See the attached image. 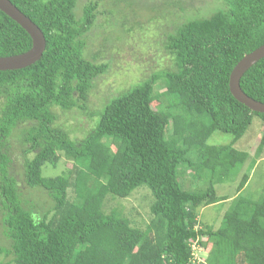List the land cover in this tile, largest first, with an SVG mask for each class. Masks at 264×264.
Masks as SVG:
<instances>
[{"label":"trees","instance_id":"16d2710c","mask_svg":"<svg viewBox=\"0 0 264 264\" xmlns=\"http://www.w3.org/2000/svg\"><path fill=\"white\" fill-rule=\"evenodd\" d=\"M9 1L40 29L45 50L29 67L0 71V256L11 258L0 264H264V190L257 200L239 194L215 230L198 220L200 208L227 200L215 186L231 182L249 158L234 145L254 118L262 126L255 159L264 148V114L236 101L228 86L234 66L264 45V0H213L202 17L185 14L192 5L182 0H154L160 6L146 20L140 10L119 18L133 0ZM104 22L117 36L97 38ZM123 33H144L146 44L163 34L170 67L88 113L93 83L107 73ZM30 47L29 35L0 12V57ZM240 89L264 104V57ZM68 112L95 123L75 137L60 121ZM216 132L231 143H210ZM12 139L26 187L43 192L47 205L21 194L10 173ZM62 158L71 163L66 173L43 175ZM186 175L196 183L186 185ZM248 179L244 173L238 193ZM142 186L152 196L144 229L121 210L104 211L107 196L125 199ZM193 246L206 251L205 261L194 258Z\"/></svg>","mask_w":264,"mask_h":264},{"label":"rangeland","instance_id":"374dc122","mask_svg":"<svg viewBox=\"0 0 264 264\" xmlns=\"http://www.w3.org/2000/svg\"><path fill=\"white\" fill-rule=\"evenodd\" d=\"M130 0H127L125 4ZM147 0H133L131 3L128 2L121 11L119 18L125 19L124 16L128 18H134V14L138 13L143 20L147 19V14L152 16L154 15L152 6L154 5L155 10L160 6L154 0L149 1L147 8L150 10H145L142 4ZM187 6L192 5V8L188 9L185 14H194L196 16H208L209 11L207 6H211L213 0H182ZM123 11V13H121ZM146 13V14H145ZM180 14V12H177ZM101 16L98 18V23L101 21ZM151 18V17H149ZM129 20V19H128ZM117 23V21H116ZM113 28V25L110 23L104 22L103 26L99 29L97 38L103 39L102 36H114L116 29ZM162 28H165L163 26ZM103 31H106L104 33ZM94 32L90 34V39L94 38ZM117 36V34H115ZM119 35V34H118ZM163 34L158 33L154 38L150 37L153 44H146L144 42V33H133L126 35L123 33L124 39H118L114 41L112 52L108 54V60H111L110 68L107 73L100 76L93 84L94 87L91 90L89 95L88 102V113L93 111H98L103 106L104 102L107 99L113 97L118 91L126 90L127 88L140 83L142 80L148 78L152 73H158L169 66V58L166 54L163 53L162 47V37ZM148 37V36H146ZM98 42V39H97ZM144 44L145 46H143ZM93 45H90V47ZM92 48V47H91ZM94 50V48H92ZM105 56V54H104ZM103 60V59H102ZM107 63V57L103 60ZM155 92H163V88L160 85L154 87ZM163 105H166L167 102L165 99H162ZM154 105H156L154 103ZM156 109V107H154ZM90 110V111H89ZM60 121L66 122V126L72 130L73 136L81 137L85 132L89 131L95 123V120L91 119L88 115H79L75 116L74 112H68L66 114H60ZM261 122L254 118L252 123L246 130L244 136L235 143L234 147L239 151H245L249 154V158L245 161L243 166L238 169L239 172L236 177L228 183L220 184L215 186L216 194L218 197H224L227 200L221 204H215L208 207L200 208L198 211V220L199 227L203 224L206 226L213 227L217 229L220 227L222 218L225 214V211L229 208L230 203L233 199L237 198L239 194L243 197H247L252 200L260 199L263 196L264 190V148L255 159V152L260 141V130ZM232 137L230 135L214 133L209 142L216 145H226L230 144ZM11 157L12 162L10 165V173L16 179L19 190L25 198L32 201L36 205H47L49 200L46 195L39 190H31L26 187L23 180V157L21 155L20 145L17 140H11ZM253 161V163H250ZM71 168V163L66 161L64 158L58 163L57 167L51 168L50 166L43 168V175L48 177H55L57 175L66 173L68 169ZM244 173L249 175L248 182L246 186L239 193L236 191L237 185ZM186 185H194L196 182L190 175H186ZM71 191L68 190V196L70 197ZM152 201V196L147 189V187L142 186L134 190V192L125 199L114 198L107 196L103 209L105 212H109L112 209L121 210L123 214L131 221L132 225L144 229L151 219L149 212V206ZM1 231H0V240ZM195 257L201 261H205L206 251L194 250ZM11 258L0 256V262L10 261ZM200 261V262H201ZM12 264V263H10Z\"/></svg>","mask_w":264,"mask_h":264},{"label":"water","instance_id":"95a60500","mask_svg":"<svg viewBox=\"0 0 264 264\" xmlns=\"http://www.w3.org/2000/svg\"><path fill=\"white\" fill-rule=\"evenodd\" d=\"M0 12L19 25L30 37L28 51L10 57H0V71H14L29 67L40 60L45 50V38L40 29L23 15L9 0H0ZM264 57V45L245 55L231 70L229 92L233 98L253 112L264 114V104L245 95L240 89V79L256 62Z\"/></svg>","mask_w":264,"mask_h":264},{"label":"built area","instance_id":"2783aa9c","mask_svg":"<svg viewBox=\"0 0 264 264\" xmlns=\"http://www.w3.org/2000/svg\"><path fill=\"white\" fill-rule=\"evenodd\" d=\"M192 248H193V251H194V250H197L194 246H193ZM198 251H201V250L198 249ZM192 255L194 256V258H196L195 255H194V253H193ZM196 260L199 261V262L201 261V260H199V259H196Z\"/></svg>","mask_w":264,"mask_h":264}]
</instances>
